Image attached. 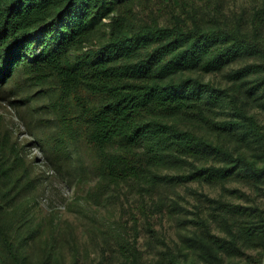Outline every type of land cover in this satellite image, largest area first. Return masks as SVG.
<instances>
[{
	"label": "trees",
	"instance_id": "1",
	"mask_svg": "<svg viewBox=\"0 0 264 264\" xmlns=\"http://www.w3.org/2000/svg\"><path fill=\"white\" fill-rule=\"evenodd\" d=\"M140 1L0 0V94L17 76L47 83L56 165L89 158L88 204L139 197L154 259L136 220L134 235H114L120 264H264V0L240 12L193 0L165 23L146 20ZM16 148L0 143V264H32L26 249L44 231L25 200L32 165ZM193 183L249 202L191 189L204 205L170 244L146 209H187L170 191ZM52 253L45 246L39 264Z\"/></svg>",
	"mask_w": 264,
	"mask_h": 264
},
{
	"label": "rangeland",
	"instance_id": "2",
	"mask_svg": "<svg viewBox=\"0 0 264 264\" xmlns=\"http://www.w3.org/2000/svg\"><path fill=\"white\" fill-rule=\"evenodd\" d=\"M259 2L261 0H224L223 8L240 12L243 8L252 10ZM138 4L137 10L146 20L156 19L160 23L168 22L174 13L186 16V10L193 12V0H141ZM42 88L47 90L48 84L39 82L37 85L23 75L10 83L8 95L0 94V143L7 144L8 149L14 144L16 151L32 165L30 173L34 183L24 190L25 200L30 201L36 220L44 224L42 234L26 249L32 264L41 262L44 247L48 245L53 246L49 264H73L75 257L77 264H120L114 235L117 231L134 235L136 220L140 221V247L146 262L151 263L155 253L147 246L148 234L140 213L139 197L121 194L100 207L88 204L86 197L97 183L89 158L82 153L87 163L83 169L73 160H64L62 167L54 162L46 146L56 133V122L49 97H45L47 94ZM82 177V181H77ZM228 187L242 189L250 198H257L256 190L246 184L236 182ZM191 189L238 203L249 202L239 193L196 183L171 190L170 194L187 209L173 210L164 206L159 210L151 205L146 209L151 225L170 244H180V236L194 227V205H204L198 201L202 197Z\"/></svg>",
	"mask_w": 264,
	"mask_h": 264
}]
</instances>
